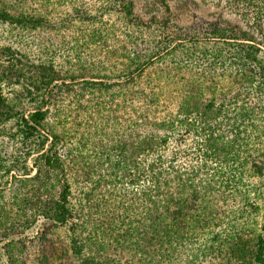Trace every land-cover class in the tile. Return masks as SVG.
<instances>
[{
  "label": "trees",
  "instance_id": "trees-1",
  "mask_svg": "<svg viewBox=\"0 0 264 264\" xmlns=\"http://www.w3.org/2000/svg\"><path fill=\"white\" fill-rule=\"evenodd\" d=\"M28 1L0 0V25L47 24ZM214 1L253 26L217 16L117 50L94 26L65 75L0 43V136L17 143L1 168L0 264H264V0ZM101 2L139 30L132 2ZM91 45L125 62L87 63ZM65 94L77 110L59 114Z\"/></svg>",
  "mask_w": 264,
  "mask_h": 264
},
{
  "label": "rangeland",
  "instance_id": "rangeland-1",
  "mask_svg": "<svg viewBox=\"0 0 264 264\" xmlns=\"http://www.w3.org/2000/svg\"><path fill=\"white\" fill-rule=\"evenodd\" d=\"M11 1V0H10ZM132 2L134 15L139 20V30L130 27L125 20L117 14L107 11L104 15H100L98 10L102 4L101 0H30L24 7L32 14H41L47 24L40 25L37 29L29 27L21 29L14 25H0V43L5 45L16 44V48L27 57L28 62H43L46 65L52 64L60 75L67 72H75L78 63L77 40H79L86 31L94 26L103 30L108 36V46H112L116 50L121 47L120 40L124 36L137 35L139 44L150 46V42L154 45L158 42L159 37L164 38L167 35L183 36L186 30L191 31L196 25L202 21L213 20L217 16L223 19L233 21L245 25V22L253 23L252 14L248 15L246 20L239 16V11L234 10L225 3H217L214 0H127ZM78 11H86L88 16L93 18L94 24L82 21L78 15ZM261 26L264 29V9H262ZM99 15V16H98ZM250 16V17H249ZM243 20V21H242ZM168 21V29L164 32L160 28V23ZM254 24V23H253ZM253 24H251L253 26ZM164 33V35H161ZM145 41H140V40ZM151 45V46H154ZM177 47V46H176ZM105 48H108L107 46ZM141 50L139 47V53ZM178 51L182 52V48L178 47ZM83 58L86 62H94L96 65L103 61L104 64L111 66L116 62V66L123 64L125 61L118 54L113 55L110 60L105 61L103 54L105 51L96 50L97 56H93V45L91 48L82 51ZM88 55H90L88 57ZM185 55L178 54L181 58ZM172 59V58H171ZM11 89L19 90V87H11L2 85L5 97H11ZM75 97L73 94L62 96L57 102L58 111L60 108L69 106L68 108L74 112L77 110L75 106ZM27 110L30 111L32 105L25 104ZM60 109V110H59ZM16 141L0 136V177L1 168L13 162L17 155ZM27 166L31 168V159L27 161ZM1 185L6 183L5 180L0 181ZM254 183V182H253ZM10 183L8 182V188ZM5 208L9 205L7 200H0ZM9 207V206H8ZM264 217L258 218L261 225ZM35 235V234H34ZM64 237V233H60Z\"/></svg>",
  "mask_w": 264,
  "mask_h": 264
}]
</instances>
